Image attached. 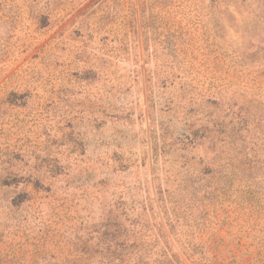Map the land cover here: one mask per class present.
Listing matches in <instances>:
<instances>
[{
  "label": "rangeland",
  "instance_id": "rangeland-1",
  "mask_svg": "<svg viewBox=\"0 0 264 264\" xmlns=\"http://www.w3.org/2000/svg\"><path fill=\"white\" fill-rule=\"evenodd\" d=\"M0 264H264V0H0Z\"/></svg>",
  "mask_w": 264,
  "mask_h": 264
}]
</instances>
